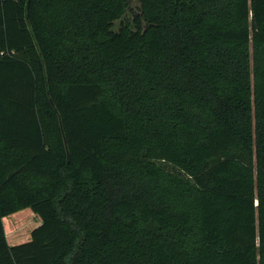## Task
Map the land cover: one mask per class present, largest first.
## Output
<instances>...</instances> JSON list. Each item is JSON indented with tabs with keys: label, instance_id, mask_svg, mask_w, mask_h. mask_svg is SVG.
<instances>
[{
	"label": "trees",
	"instance_id": "obj_1",
	"mask_svg": "<svg viewBox=\"0 0 264 264\" xmlns=\"http://www.w3.org/2000/svg\"><path fill=\"white\" fill-rule=\"evenodd\" d=\"M138 1L0 0V264H264V0Z\"/></svg>",
	"mask_w": 264,
	"mask_h": 264
},
{
	"label": "rangeland",
	"instance_id": "obj_2",
	"mask_svg": "<svg viewBox=\"0 0 264 264\" xmlns=\"http://www.w3.org/2000/svg\"><path fill=\"white\" fill-rule=\"evenodd\" d=\"M128 2V10L123 18V22L132 23L134 14L138 11V0H126ZM117 21L114 30L118 31L121 27V22ZM164 167L172 172L181 174V172L170 165ZM41 220L30 209L20 211L4 219L5 231L7 234L8 242L11 245H18L30 240L31 233L40 225Z\"/></svg>",
	"mask_w": 264,
	"mask_h": 264
},
{
	"label": "crops",
	"instance_id": "obj_3",
	"mask_svg": "<svg viewBox=\"0 0 264 264\" xmlns=\"http://www.w3.org/2000/svg\"><path fill=\"white\" fill-rule=\"evenodd\" d=\"M40 224H41V222H40Z\"/></svg>",
	"mask_w": 264,
	"mask_h": 264
}]
</instances>
